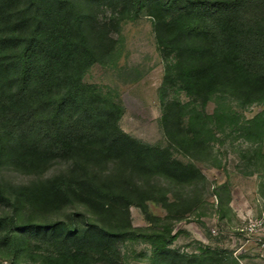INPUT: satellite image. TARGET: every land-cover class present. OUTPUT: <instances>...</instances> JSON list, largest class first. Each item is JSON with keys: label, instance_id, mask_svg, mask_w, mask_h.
Segmentation results:
<instances>
[{"label": "trees", "instance_id": "16d2710c", "mask_svg": "<svg viewBox=\"0 0 264 264\" xmlns=\"http://www.w3.org/2000/svg\"><path fill=\"white\" fill-rule=\"evenodd\" d=\"M244 5L245 0H0V169L40 175L56 160L69 164L67 175L37 184L11 188L0 182V206L12 209L0 216L1 246L17 260L38 264H112L129 225L128 206L138 197V186L126 176L119 181L114 172L157 168L179 182L200 173L170 159L168 148L145 146L124 133L118 126L121 107L109 93L85 85V72L110 55L123 21L144 10L164 61L159 99L166 137L212 138L207 120L223 117L204 114L209 101H264V26L247 17ZM109 165L113 173L101 177ZM73 202L95 220L77 213L69 221L18 219V206L47 213ZM202 261L161 247L152 264Z\"/></svg>", "mask_w": 264, "mask_h": 264}, {"label": "rangeland", "instance_id": "374dc122", "mask_svg": "<svg viewBox=\"0 0 264 264\" xmlns=\"http://www.w3.org/2000/svg\"><path fill=\"white\" fill-rule=\"evenodd\" d=\"M244 6L247 17L264 26V0H245ZM113 38L110 55L88 68L83 83L112 96L122 110L118 126L124 133L145 146L168 148L170 159L194 165L200 176L179 182L157 168L133 175L116 170L119 181L126 176L131 186H138V197L133 193L129 225L116 245L113 257L117 259L112 264H152L161 247L202 258V264H264L259 237L246 228L264 215V101L239 105L233 98L211 100L204 114L214 117L217 111L223 117L207 120L212 138L206 135L192 142L181 135L175 142L169 141L161 125L159 99L164 61L152 20L140 10L123 21ZM179 98L187 100L183 92ZM68 170L69 164L60 160L40 175L5 167L0 169V182L11 188L29 186L67 175ZM111 171L109 165L100 176ZM11 213L10 207L0 206V216ZM73 213L95 220L77 202L47 213L17 207L19 220L37 222L69 221ZM75 219L81 225L82 219ZM0 264L38 263L17 260L0 244Z\"/></svg>", "mask_w": 264, "mask_h": 264}, {"label": "built area", "instance_id": "2783aa9c", "mask_svg": "<svg viewBox=\"0 0 264 264\" xmlns=\"http://www.w3.org/2000/svg\"><path fill=\"white\" fill-rule=\"evenodd\" d=\"M246 228L251 234L259 237L260 248L264 250V215L255 222L249 223Z\"/></svg>", "mask_w": 264, "mask_h": 264}]
</instances>
